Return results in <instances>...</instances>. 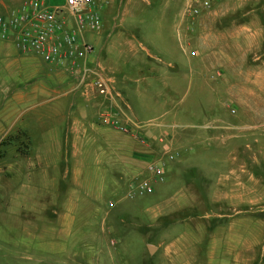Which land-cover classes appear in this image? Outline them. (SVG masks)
<instances>
[{
	"label": "rangeland",
	"instance_id": "rangeland-1",
	"mask_svg": "<svg viewBox=\"0 0 264 264\" xmlns=\"http://www.w3.org/2000/svg\"><path fill=\"white\" fill-rule=\"evenodd\" d=\"M27 1L0 0V15L11 14ZM169 2L129 0L134 15L124 14V7L120 8L113 22L115 32L108 37L99 53L100 58L116 77V85L128 101L130 114L148 125L162 121L163 114L169 111L187 113L189 108L195 107L205 113L204 98L210 97L209 90L206 86L202 89L197 75L189 71L201 56L200 44H240V68L227 65L226 73L233 75L236 70L242 76V107L235 112L234 98L225 96L228 108L226 119L222 121L243 126L240 135L236 134L243 138L242 152L256 154L258 159L253 171L256 185L246 180L245 184L255 185L252 188L256 191L234 194L235 198L224 201L220 198L224 193L214 192V189L229 167L221 161L207 159L190 162L195 168L187 176L166 172V166L175 159L166 162L167 159L159 155L148 162L162 159L166 166L161 179L154 178L147 169L146 175L143 171L130 178L116 175L118 164L111 159L112 144L106 133L133 134L116 126H110L113 131L103 128L106 132L97 144L82 146L79 172L73 175L75 162L68 155L74 152V146L71 141L64 143V122L43 120L41 123L37 120L43 116L41 111L20 112L19 109L5 114L4 120H0V264H172L161 254L168 251L171 234L178 235L181 231L179 238L188 246L184 260L189 264H234L221 243L229 227L239 226L229 224V218L242 222L243 234L251 232L256 237L255 251L246 252L242 239L238 264H264V0L214 1L207 11L203 9L199 14L187 17V34L190 36L187 43L174 30L172 37L165 39L169 33L168 24L162 34L154 32L153 22L163 16L162 12L173 16L184 10V0L171 12ZM120 15L139 25L136 40L121 35L128 33V26L133 27V24L117 26ZM82 35L84 40L99 46L103 43L101 37H105L92 32ZM98 50L96 47L95 51ZM24 57L47 68L35 54ZM197 67L201 66L197 64ZM214 75L211 73L209 79L214 80ZM106 77L112 80L109 75ZM255 78L259 93L257 97H251L245 89L254 85L251 80ZM113 87L119 93L114 82ZM53 89L59 87L55 84ZM247 104L257 105L259 111L247 110ZM180 116L183 124L191 121L200 125L206 121L207 114L196 120L187 118L185 113ZM232 132L226 135H233ZM162 134L163 131L149 133L146 137L152 140ZM166 139L170 143V138ZM175 139L173 148L180 152L199 155L218 151L217 144L197 143L204 140L201 130L185 129ZM47 140H55V145ZM245 143L250 144L249 147ZM233 148L234 145L227 146L228 151ZM225 151L221 148L220 158ZM244 163L249 164V161ZM210 167H213L214 175L204 177L201 171ZM65 168L67 175L59 187H48L46 192L39 194L43 208H30L25 191L31 172L48 169L47 177L54 178ZM145 179L152 182L153 192L141 197H127L129 186ZM38 180L39 184L41 177ZM110 184L109 190L107 185ZM101 185L106 191H97V186L100 189ZM39 190H42L41 186ZM176 200L180 202L179 210L174 209ZM187 200L192 205L185 209ZM158 203L162 208L156 206ZM41 204L38 203L40 207ZM192 216L201 217V220L181 222L184 226L176 223ZM32 235L36 237L32 238ZM251 242L255 243L254 240ZM147 245L154 247L151 253ZM73 254L76 257H72Z\"/></svg>",
	"mask_w": 264,
	"mask_h": 264
},
{
	"label": "crops",
	"instance_id": "crops-1",
	"mask_svg": "<svg viewBox=\"0 0 264 264\" xmlns=\"http://www.w3.org/2000/svg\"><path fill=\"white\" fill-rule=\"evenodd\" d=\"M46 1L49 5H60L64 2V0ZM128 2L129 0H93L94 7L100 13L101 24L99 28L91 32L99 36H105L104 38L101 37L103 43L100 46L99 44H93L91 41L84 40L82 33L76 30L72 17L65 13L66 28L76 33L80 43L89 44L92 47V52L75 60V62L64 61L57 69L52 68V70H50L46 64L47 68H45V66L38 63V61L24 57L23 54L21 55L12 42L0 40V120H4L5 114L18 112L19 109L20 112H27L30 111V109L35 111L36 109L43 114L41 119H37L41 121V123L43 120L47 121V123L58 121L61 122L60 124H63L62 122H64V143L71 141L74 146V152L68 155L71 160L75 162L72 166V168H74V175L77 174L76 172H79L78 168L80 167L82 146L97 144L100 141V136L106 132L103 128L113 131L110 127L111 125L102 122V113H108L109 111L114 112L118 121L121 122L120 124L129 127L131 130H136L139 134L147 135L149 133L153 134L163 131L165 136L170 138V148L177 153V156L172 159H175L174 162H171L170 165H165L166 172H169V174L174 176H187L188 172L195 168L190 162H195L199 159L217 162L221 161L229 167V171L224 174L225 177L215 185L217 188L214 189V192L224 193V195L220 197L221 199L226 201L233 197L235 198L234 194L255 192L256 189L252 187L256 185L253 171L256 170L257 155L251 152H242L241 145H243V138L239 136L243 129L241 123H226L222 121V119H226L225 114L228 108L226 101H224L225 96H232L234 98L235 112H239V109L242 107L240 99L243 90L242 76L239 72L236 73L235 69L233 75H228L226 73L227 65L233 64V66L237 65L238 69L240 68L242 59L240 44H220L218 42L217 44L214 42L200 44L201 56L194 67H191L189 71L197 75V78L201 81L200 87H202V89L206 86V90H209L208 95H210V97L204 98L205 113L207 114L205 118L206 121L200 125L194 124L191 121L183 124V118L180 116V113L187 114V118L191 120H196L199 116H204L205 114L195 110V107H191L192 109L189 108L187 113L186 111H169L166 115L165 113L163 114L165 117H163L162 121L152 124L147 123L148 125H146V123H141L130 114L128 101L123 91L120 88L118 89L116 85V77H114L109 67L103 63L99 54L105 47L104 45L107 44L108 37L112 36V32H115L116 25H114L113 22L116 20L120 8L124 7V14L128 12L129 16L134 15V11H132L133 9L131 10V5L128 4ZM181 4H183L182 0H170L168 10L171 12ZM139 12L142 13L143 11L139 10ZM162 14L163 16H161L160 19L156 18L153 22L155 24V26L153 25L154 32L160 35L163 33V29L166 30L169 26V33L165 36V39L171 38L174 30V32H176L179 37L184 38V41L187 43L190 38L187 34L188 29L186 24L189 15L184 13V10L180 11V13L177 11L173 16L165 12H162ZM119 17L121 19L117 26L122 24L126 25L130 22V24H133V27L128 26V33L130 34H120L127 35L136 40L139 25L136 22H132L130 19H122L121 15ZM167 24L168 26H166ZM164 44H167V42ZM96 47L99 48L98 52L95 51ZM197 64L201 66L199 69ZM97 73L112 77L114 86L119 92L117 97L111 96L110 98H103L94 92L91 81ZM211 73L213 75L215 74L214 80L209 79ZM188 81L190 82V80ZM251 81L254 82V85L246 88L245 91L251 97H257L259 93V88L256 83L257 78ZM55 84L59 87L58 90L53 89ZM172 88L175 87L172 85ZM214 98L215 100H213ZM35 100H37L36 104ZM246 107L249 111H259L258 106L254 104H247ZM55 114H58V116H55ZM185 129L189 131L201 130L202 134H204V140L197 143L207 145L217 144L218 151L216 153L206 151L197 155L194 153H186L184 150L180 152V149H178V151L173 148V145L176 143V139L174 140L175 136L177 137L180 132ZM227 132H232L233 135H226ZM115 134L114 131L112 133H106V137L109 140L108 142L112 144L113 155L111 159L113 158L114 162L118 164L117 170L115 171L116 175L122 174L130 178L138 175L141 171L146 175V167L149 163L148 160L156 158L157 155L166 159L161 152L159 143L156 141L153 142L152 150H148L135 139L133 134L130 136ZM47 141L55 145V140ZM59 143L62 144V141H59ZM229 145H234L232 151L227 150V146ZM249 145L250 144L245 143L246 147H249ZM221 148L226 151L223 152V156L220 158L219 152ZM168 161L171 160H166V162ZM245 161H249V164L244 163ZM47 170L48 169L42 170L37 173L31 172V179L28 180L27 190L25 191L26 199L28 203H30V208H43L41 204L42 201L38 199L39 194L46 192L48 187H59L58 185H60L62 180L64 181L67 175L65 168L59 170L60 174L57 177L48 178ZM213 171V167H210L205 171L203 170V172L201 171V174H203L204 177L208 175L213 176ZM39 177H41V181L38 184ZM58 178L61 180H58ZM77 178L76 175L75 179ZM245 180L255 185L248 186L245 184ZM77 185L79 186L80 183H77ZM111 185L112 184L107 185L109 186V190ZM40 186L42 188L41 191L39 190ZM101 186L100 189L97 186V191H106V189L103 188L105 186ZM229 194L233 195L230 196ZM35 195L36 199L34 198ZM178 198L175 197V199ZM38 203L41 204V207ZM179 203V200H176V207H174V209L179 208ZM191 205L192 203L187 200L185 209L189 208L188 206ZM156 206L162 208L161 203H158ZM219 217H221V215H219ZM199 218L201 220V217ZM199 218L193 216L186 217L177 220L176 223H188L190 220L196 221ZM183 223L181 224L184 226L185 224ZM241 223L239 219L229 218V224H237L239 226L229 227L227 229L228 233H225L224 240L221 242L225 247V253L232 258V263L234 264L239 263L238 258L242 254V239L244 240L243 242H245L244 246L246 247V252L255 251L256 237H254L251 232L243 234L240 228ZM181 234L182 231L178 235L171 234L168 251L165 254H161V257L169 258L172 264H178V262H181L179 264H189L184 260V254L187 252L186 249H188V246L180 240L179 235ZM201 236L202 238L204 237L203 235ZM35 237L36 236L32 235V238ZM252 240H254V244H252ZM71 256L76 257V254Z\"/></svg>",
	"mask_w": 264,
	"mask_h": 264
},
{
	"label": "built area",
	"instance_id": "built-area-1",
	"mask_svg": "<svg viewBox=\"0 0 264 264\" xmlns=\"http://www.w3.org/2000/svg\"><path fill=\"white\" fill-rule=\"evenodd\" d=\"M214 1L217 0H184V13L195 16L203 9L210 8ZM65 13L72 17L76 30L81 33L94 31L101 24L100 13L94 7L93 0H64L60 5H49L46 0H29L11 14L0 15V40L12 42L20 54H35L51 70L60 67L64 61L75 62L91 53L92 47L80 43L76 33L66 28ZM91 85L94 92L103 98L118 96L113 81L101 73L94 75ZM101 120L123 132L133 133L136 140L148 150H152L153 141H156L167 160L177 156L164 134L151 140L120 124L116 114L110 111L103 113ZM146 169L154 178L161 179L164 163L158 159L149 162ZM153 190L151 181L140 180L129 186L127 197L145 196Z\"/></svg>",
	"mask_w": 264,
	"mask_h": 264
},
{
	"label": "water",
	"instance_id": "water-1",
	"mask_svg": "<svg viewBox=\"0 0 264 264\" xmlns=\"http://www.w3.org/2000/svg\"><path fill=\"white\" fill-rule=\"evenodd\" d=\"M148 252L151 253L153 251V247L152 246H147Z\"/></svg>",
	"mask_w": 264,
	"mask_h": 264
}]
</instances>
